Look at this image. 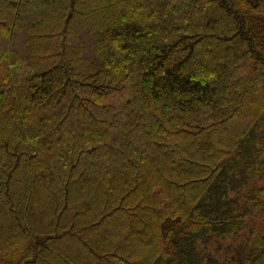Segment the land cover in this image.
I'll return each instance as SVG.
<instances>
[{
  "label": "trees",
  "instance_id": "16d2710c",
  "mask_svg": "<svg viewBox=\"0 0 264 264\" xmlns=\"http://www.w3.org/2000/svg\"><path fill=\"white\" fill-rule=\"evenodd\" d=\"M0 264H264V0H0Z\"/></svg>",
  "mask_w": 264,
  "mask_h": 264
},
{
  "label": "rangeland",
  "instance_id": "374dc122",
  "mask_svg": "<svg viewBox=\"0 0 264 264\" xmlns=\"http://www.w3.org/2000/svg\"><path fill=\"white\" fill-rule=\"evenodd\" d=\"M231 194H232V195H235V192H232Z\"/></svg>",
  "mask_w": 264,
  "mask_h": 264
}]
</instances>
